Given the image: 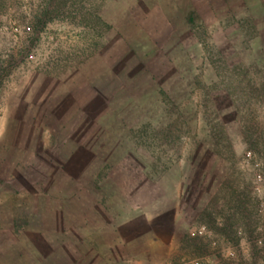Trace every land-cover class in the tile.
<instances>
[{
	"label": "rangeland",
	"instance_id": "374dc122",
	"mask_svg": "<svg viewBox=\"0 0 264 264\" xmlns=\"http://www.w3.org/2000/svg\"><path fill=\"white\" fill-rule=\"evenodd\" d=\"M255 173L264 0H0V264H264Z\"/></svg>",
	"mask_w": 264,
	"mask_h": 264
},
{
	"label": "built area",
	"instance_id": "2783aa9c",
	"mask_svg": "<svg viewBox=\"0 0 264 264\" xmlns=\"http://www.w3.org/2000/svg\"><path fill=\"white\" fill-rule=\"evenodd\" d=\"M251 156H252L251 151L246 153V157H248L249 159L251 158ZM254 185H255L254 188H255L256 192L258 194H260L262 191V187L264 186V176L262 174H260V173L254 174ZM259 205L260 206H257L258 208L255 209L256 213H257V211H258V213L262 212V209H259V207H261L263 204H261V202H260ZM207 232H208V228H207L206 224H201L200 226L191 229V233H193V234H196V233L205 234ZM257 243L261 245L262 241L257 240ZM226 256L228 258L233 257L234 253L231 251L226 252ZM197 261L198 260H195L194 263L197 264L198 263Z\"/></svg>",
	"mask_w": 264,
	"mask_h": 264
}]
</instances>
